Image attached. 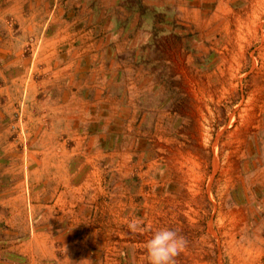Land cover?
<instances>
[{"label":"rangeland","instance_id":"rangeland-1","mask_svg":"<svg viewBox=\"0 0 264 264\" xmlns=\"http://www.w3.org/2000/svg\"><path fill=\"white\" fill-rule=\"evenodd\" d=\"M136 1L0 0V264H264V0Z\"/></svg>","mask_w":264,"mask_h":264},{"label":"clouds","instance_id":"clouds-1","mask_svg":"<svg viewBox=\"0 0 264 264\" xmlns=\"http://www.w3.org/2000/svg\"><path fill=\"white\" fill-rule=\"evenodd\" d=\"M257 213L264 212V204L255 205ZM142 222L137 218L128 223L132 232L141 230ZM187 241L178 230L163 228L147 239L145 242V254L148 264H176V257L184 251Z\"/></svg>","mask_w":264,"mask_h":264},{"label":"crops","instance_id":"crops-1","mask_svg":"<svg viewBox=\"0 0 264 264\" xmlns=\"http://www.w3.org/2000/svg\"><path fill=\"white\" fill-rule=\"evenodd\" d=\"M192 0H137L135 4H132V15L130 18L131 24H136V21L141 17L142 11L140 8L145 9H152V10H167L169 14H173V18L175 19V22L180 23L185 14L189 12V6L193 7ZM197 4L194 5L196 7L195 10L197 13H201L202 15L205 14L208 7L213 6V13L217 19V21L220 23V16L221 18L224 16L223 11L226 7H228V10H232L231 7L235 8L237 4L240 3V0H196ZM243 3L248 2L250 4L251 0H242ZM255 1V0H254ZM185 13V14H184ZM223 15V16H222ZM128 17V16H127ZM199 17H202L199 15ZM185 18H183L184 20ZM110 37L112 38V35L110 33Z\"/></svg>","mask_w":264,"mask_h":264}]
</instances>
